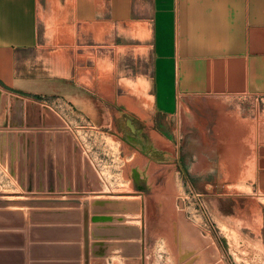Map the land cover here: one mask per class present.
Returning <instances> with one entry per match:
<instances>
[{
    "label": "rangeland",
    "instance_id": "374dc122",
    "mask_svg": "<svg viewBox=\"0 0 264 264\" xmlns=\"http://www.w3.org/2000/svg\"><path fill=\"white\" fill-rule=\"evenodd\" d=\"M122 26L119 31L113 24L90 25L82 32L78 24L66 28L45 19L41 55L32 68L45 75L60 68L66 88L27 96L63 119L72 152L79 148L99 188L27 191L0 162L18 188L4 192L0 183V198L80 201L0 207L5 232L19 228L22 233L28 224L29 239L36 242L39 231L58 237L65 231L67 239L51 246L70 248L73 264H264V192L243 182L248 161L242 153L232 161L218 150L229 140L223 126L230 107L262 111L264 96L228 97L225 105L210 103V95L200 96L195 105L190 97L181 99L177 114L165 117L151 104L149 34ZM125 96L140 106L132 107ZM261 116L263 121L264 112ZM155 131L164 136V144ZM22 140L28 146V136ZM30 143L34 164L38 152L45 162L50 152L55 163V140L32 136Z\"/></svg>",
    "mask_w": 264,
    "mask_h": 264
},
{
    "label": "crops",
    "instance_id": "0c3cea01",
    "mask_svg": "<svg viewBox=\"0 0 264 264\" xmlns=\"http://www.w3.org/2000/svg\"><path fill=\"white\" fill-rule=\"evenodd\" d=\"M46 18L66 28L78 24L82 32L90 25L110 24L119 31L125 24L146 31L151 45L152 102L165 117L177 114L181 99L183 103L190 97L195 105L202 95H210V103L225 105L228 97L264 96V0H0L3 88L32 97L66 88V74L60 68H52L51 75L35 74L32 68L41 55L38 44ZM237 108L232 105L231 115L224 117L229 140L218 150L232 161L242 153L248 161L243 182L264 192V109ZM3 227L0 223V264H73L70 248L51 246L67 239L65 231L60 237L39 231L34 242L28 224L19 234V228L6 233ZM31 242L48 246L36 249Z\"/></svg>",
    "mask_w": 264,
    "mask_h": 264
},
{
    "label": "water",
    "instance_id": "95a60500",
    "mask_svg": "<svg viewBox=\"0 0 264 264\" xmlns=\"http://www.w3.org/2000/svg\"><path fill=\"white\" fill-rule=\"evenodd\" d=\"M63 126V119L49 105L0 87V162L7 166L22 188L49 192L73 189L93 191L99 188L97 176L87 161L82 162L79 148L75 146L72 152L71 135L62 131ZM25 135L28 136V146L22 140ZM32 136H45L50 142L55 140V163L50 158V152L46 162L42 152H38L34 164L30 143ZM63 139L65 153L62 150ZM44 204L77 205L80 201L0 198L1 208Z\"/></svg>",
    "mask_w": 264,
    "mask_h": 264
},
{
    "label": "bare ground",
    "instance_id": "6f19581e",
    "mask_svg": "<svg viewBox=\"0 0 264 264\" xmlns=\"http://www.w3.org/2000/svg\"><path fill=\"white\" fill-rule=\"evenodd\" d=\"M133 96V95H132ZM125 99H126V102H128V104H130L132 107H136L138 108L140 105H139V102L136 103L133 99H131L130 96H125ZM151 104H152V96H151ZM142 111V109H141ZM156 132V135L162 139L160 140V143L161 144H164L165 143V140H164V136L161 135L159 132L155 131ZM77 137V136H76ZM78 141V143H80V141L78 139H76ZM0 183H1V189L5 192V191H12V190H16L18 189L17 186H15L14 184V181L11 180L9 178V176L6 174V171L4 168L0 167ZM113 189H111L112 191ZM124 191H129L128 189L127 190H124ZM2 196V194H0ZM8 195V194H7ZM6 195V197H7ZM10 195V194H9ZM20 195V194H19ZM23 195V194H22ZM124 195V194H123ZM122 195V196H123ZM129 195V194H128ZM128 195H124V196H128ZM17 196V195H15ZM121 196V195H120ZM14 198V197H13ZM18 198V197H17ZM95 264H101L100 261H97Z\"/></svg>",
    "mask_w": 264,
    "mask_h": 264
}]
</instances>
